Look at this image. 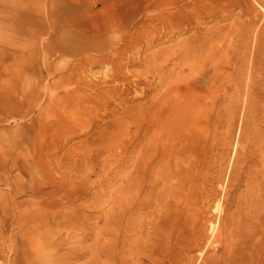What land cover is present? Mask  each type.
Here are the masks:
<instances>
[{
	"label": "rangeland",
	"instance_id": "1",
	"mask_svg": "<svg viewBox=\"0 0 264 264\" xmlns=\"http://www.w3.org/2000/svg\"><path fill=\"white\" fill-rule=\"evenodd\" d=\"M246 36L264 43V0H0V264H11L16 245L33 255L20 254L22 264H41L51 243L46 233L31 245L21 239L15 203L66 204L58 196L72 189L80 216L63 245L77 250L54 264L109 263L93 246L99 228L109 227L111 168L133 128L128 118L138 119L164 93L171 74L178 102L183 90L194 99L181 114L193 117L182 135L194 155L175 167L177 210L159 264L221 261L233 219L254 264L264 262V122L255 116L264 109L257 82L264 54L256 69L233 72L223 52L204 48L198 59L190 47L204 39L217 50L233 48ZM204 71L206 82L194 83ZM249 72L258 85L247 93L251 111L243 124L240 103L230 124L229 83L239 73L244 85ZM198 132L201 138L190 137ZM35 187L60 192L32 196Z\"/></svg>",
	"mask_w": 264,
	"mask_h": 264
},
{
	"label": "bare ground",
	"instance_id": "2",
	"mask_svg": "<svg viewBox=\"0 0 264 264\" xmlns=\"http://www.w3.org/2000/svg\"><path fill=\"white\" fill-rule=\"evenodd\" d=\"M254 22L255 20L252 19L251 23ZM217 31L218 29H214L210 34H216ZM232 44L233 48L224 47L217 50L203 39L202 42L194 41L190 47L193 49L192 55L198 59H201L204 48L210 54L223 52L224 58L231 60L227 68H232L233 72L247 67L256 69L260 55L264 54V43L257 37L251 39L246 36L238 38ZM208 73L210 72L204 71L193 82L197 84L206 82ZM171 78L172 74L168 78L164 93H160L154 103L148 104L138 119L134 120L133 116L128 118L133 128L128 129L123 154L117 155L112 165L109 198L111 209L106 219L109 227L107 231L99 228L94 237L97 244L93 246L97 259L100 260L101 256L108 257L110 259L108 264H159L158 252L162 235L167 232L171 222H174L177 210L175 203L177 186L172 183L177 177L175 167L186 155H194V151L189 148L191 140L188 134L184 135L185 137L182 135V131L193 122V117L181 118V114L183 110L189 109L190 102H194V99L188 101V94L185 95L183 90L179 93L181 99H185L179 103L176 99V96H179L178 90L171 82ZM256 81L253 73L251 77L249 72L248 81H245L244 85L243 76L239 73L234 78V82L229 83L233 94L230 95L225 109L230 124L234 123L240 103L243 104V124H245L251 111L252 98V93L249 94V98L247 93H257ZM257 82L259 85H264V69L260 72ZM243 88L246 89V94L244 98H240V91ZM223 100L224 98L222 102ZM257 114L260 115L259 120L264 122V109L261 112L256 109V119ZM199 135L200 132L195 137L193 135L190 137L196 140L201 138ZM262 182L257 183L259 190L263 188ZM158 187L161 190L160 188L158 190ZM58 192L60 191L57 187L52 189L35 187L30 193L32 196L38 194L51 198ZM77 196L76 190L72 189L58 196L65 197L66 200L69 198L71 204H62L55 199L46 202L31 199L29 204L15 203L16 226L21 239L23 236L26 237L28 245H31L35 239L38 240L46 233L48 236L45 239L51 240L39 255L41 264L67 261L76 252V244L74 249L73 246L64 247L63 244L66 242L67 234L76 228L80 216L78 205L74 202ZM262 201L263 199L259 201V205ZM238 206L234 210L236 214ZM140 215H143L145 220L140 219ZM170 231L171 227L169 233ZM102 238H105V241H101ZM15 249L11 264H22L20 261L22 253L27 259L33 256L30 252H24L20 245H16ZM252 251L253 247L249 246L242 224L233 219L232 227L224 238L221 261L216 262L214 256H211L208 264H254ZM99 264H102L101 260Z\"/></svg>",
	"mask_w": 264,
	"mask_h": 264
}]
</instances>
